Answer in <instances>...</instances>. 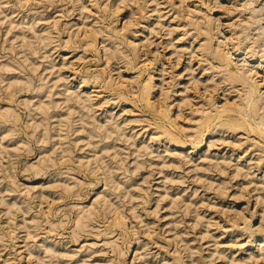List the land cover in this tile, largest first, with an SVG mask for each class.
<instances>
[{"label":"rangeland","instance_id":"obj_1","mask_svg":"<svg viewBox=\"0 0 264 264\" xmlns=\"http://www.w3.org/2000/svg\"><path fill=\"white\" fill-rule=\"evenodd\" d=\"M263 132L264 0H0V264H264Z\"/></svg>","mask_w":264,"mask_h":264},{"label":"bare ground","instance_id":"obj_2","mask_svg":"<svg viewBox=\"0 0 264 264\" xmlns=\"http://www.w3.org/2000/svg\"><path fill=\"white\" fill-rule=\"evenodd\" d=\"M247 4V3H246ZM238 9H240V8H238ZM243 18V17H242ZM217 19V18H216ZM236 19V18H235ZM237 20V19H236ZM222 27V26H221ZM228 52V51H227ZM230 52V51H229ZM240 53H241V50H238V55H240ZM246 55V54H245ZM202 57V56H201ZM208 57V56H207ZM205 58V57H204ZM233 58H236V57H233ZM232 59V58H231ZM233 60V59H232ZM238 69V68H237ZM231 71H234V70H231ZM240 77V76H239ZM234 81V80H233ZM226 82H228V81H226ZM230 82V81H229ZM234 84V83H233ZM237 84H239V83H237ZM230 86H232V85H230ZM251 86V85H250ZM234 89V88H233ZM99 90V89H98ZM187 90V89H186ZM251 90H252V88H251ZM253 90H254V88H253ZM255 91V90H254ZM242 93V92H241ZM246 93V92H245ZM257 93V92H256ZM259 93V92H258ZM244 94V93H243ZM249 94V93H248ZM254 94V93H253ZM253 94H251L252 96H253ZM260 95V94H259ZM245 96H246V94H245ZM252 96H250V98L252 97ZM210 99V98H209ZM253 99V98H252ZM242 100V99H241ZM246 101H247V99H246ZM251 102H252V100H251ZM250 102V103H251ZM232 107V106H231ZM250 107V106H249ZM247 109H249V108H247ZM236 110V109H235ZM225 112V111H224ZM221 114H223V113H221ZM227 114V113H226ZM217 116V115H216ZM220 116V115H219ZM220 118V117H219ZM245 118V117H244ZM221 120V119H220ZM245 120V119H244ZM247 121H248V119H247ZM258 126V125H257ZM258 128V127H257ZM262 129V128H261ZM209 130V129H208ZM207 130V131H208ZM264 133V132H263ZM204 134V133H203ZM202 134V135H203ZM264 135V134H263ZM259 137V136H258ZM202 143H203V139H202V141L200 142V143H198V145L196 146V149H198V148H200V146L202 145ZM176 146H180V145H176ZM258 234H260V232H258Z\"/></svg>","mask_w":264,"mask_h":264}]
</instances>
